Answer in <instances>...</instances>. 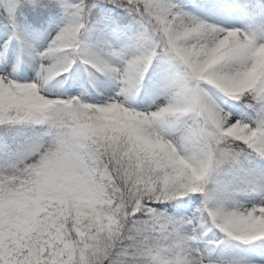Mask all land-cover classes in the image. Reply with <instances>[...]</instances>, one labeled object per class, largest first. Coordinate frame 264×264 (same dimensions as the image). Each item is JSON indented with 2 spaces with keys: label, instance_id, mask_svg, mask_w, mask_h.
Masks as SVG:
<instances>
[{
  "label": "snow or ice",
  "instance_id": "1",
  "mask_svg": "<svg viewBox=\"0 0 264 264\" xmlns=\"http://www.w3.org/2000/svg\"><path fill=\"white\" fill-rule=\"evenodd\" d=\"M0 264H264V0H0Z\"/></svg>",
  "mask_w": 264,
  "mask_h": 264
}]
</instances>
